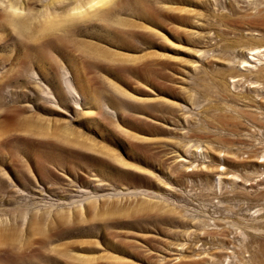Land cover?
I'll return each mask as SVG.
<instances>
[{
	"label": "rangeland",
	"instance_id": "obj_1",
	"mask_svg": "<svg viewBox=\"0 0 264 264\" xmlns=\"http://www.w3.org/2000/svg\"><path fill=\"white\" fill-rule=\"evenodd\" d=\"M260 67L264 0H0V264H264Z\"/></svg>",
	"mask_w": 264,
	"mask_h": 264
},
{
	"label": "bare ground",
	"instance_id": "obj_2",
	"mask_svg": "<svg viewBox=\"0 0 264 264\" xmlns=\"http://www.w3.org/2000/svg\"><path fill=\"white\" fill-rule=\"evenodd\" d=\"M92 1H94V4L96 3V4H99V3H103L104 4V2L106 1V0H92ZM261 47H252V48H249V51H251V54H255V53H261V50H258V49H260ZM256 56H257V54H256ZM252 59V58H251ZM259 59H260V57H259ZM242 63H246V64H251V62H250V60L248 59V58H244L243 60H242ZM246 66V65H245ZM254 66H256V65H254ZM264 72V67H260V68H257V70H256V73H263ZM264 154V153H263Z\"/></svg>",
	"mask_w": 264,
	"mask_h": 264
}]
</instances>
